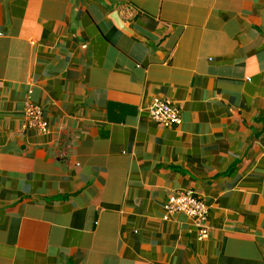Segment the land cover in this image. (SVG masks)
I'll use <instances>...</instances> for the list:
<instances>
[{
	"label": "crops",
	"instance_id": "1",
	"mask_svg": "<svg viewBox=\"0 0 264 264\" xmlns=\"http://www.w3.org/2000/svg\"><path fill=\"white\" fill-rule=\"evenodd\" d=\"M0 264H264V0H0Z\"/></svg>",
	"mask_w": 264,
	"mask_h": 264
},
{
	"label": "built area",
	"instance_id": "2",
	"mask_svg": "<svg viewBox=\"0 0 264 264\" xmlns=\"http://www.w3.org/2000/svg\"><path fill=\"white\" fill-rule=\"evenodd\" d=\"M127 10L130 8L127 7ZM149 111L151 118L164 126L179 125L182 122L181 109L159 98L153 99ZM24 113L29 127L35 128L43 135L50 132L47 122L42 117L40 106L30 104L25 108ZM164 208L167 215L184 213L194 221L202 237L208 235V208L203 199L197 196L194 191L183 189L172 193L169 195Z\"/></svg>",
	"mask_w": 264,
	"mask_h": 264
}]
</instances>
